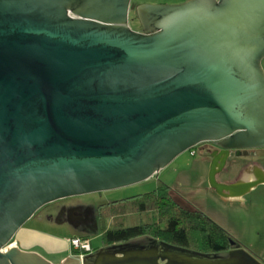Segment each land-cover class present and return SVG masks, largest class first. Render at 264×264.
<instances>
[{"label": "water", "instance_id": "95a60500", "mask_svg": "<svg viewBox=\"0 0 264 264\" xmlns=\"http://www.w3.org/2000/svg\"><path fill=\"white\" fill-rule=\"evenodd\" d=\"M0 0V264H263L238 247L201 255L154 240L54 263L10 244L44 205L148 179L201 142L209 184L230 152L264 155V0L140 4ZM234 243V241H233Z\"/></svg>", "mask_w": 264, "mask_h": 264}, {"label": "rangeland", "instance_id": "374dc122", "mask_svg": "<svg viewBox=\"0 0 264 264\" xmlns=\"http://www.w3.org/2000/svg\"><path fill=\"white\" fill-rule=\"evenodd\" d=\"M186 0H131L129 25L139 30L140 21L134 8L146 4H180ZM264 65V60H263ZM194 149V148H193ZM186 150L180 153L167 166L160 169L146 180L120 188L91 192L62 198L41 207L17 232L14 240L29 250H36L52 262L60 260L66 252L51 254L44 244L36 243L37 237L42 241L58 243L60 248L67 247L71 252V240L78 237L88 242L93 252L102 249V234L107 228H114L116 218L102 217L100 205L114 200L143 194L154 190L159 184L171 187L174 199L188 209H199L218 222L237 241L241 248L253 254L264 264V185L240 198H227L220 195L209 184L210 160L203 155V150ZM194 151V152H192ZM249 161L251 157L242 155ZM255 160L264 166V155H256ZM230 164L222 174L229 179L238 173L230 172ZM230 172V173H229ZM222 176H218L221 178ZM42 214V223H39ZM47 215L49 218H46ZM124 226H132L150 221L146 213L121 215ZM38 229V230H36ZM33 236V237H32ZM100 247V248H99ZM222 252L220 255H226ZM64 258V257H63Z\"/></svg>", "mask_w": 264, "mask_h": 264}, {"label": "trees", "instance_id": "16d2710c", "mask_svg": "<svg viewBox=\"0 0 264 264\" xmlns=\"http://www.w3.org/2000/svg\"><path fill=\"white\" fill-rule=\"evenodd\" d=\"M100 212L102 217L116 218L115 227L103 231L102 248L154 240L169 248L201 255H220L241 247L205 212L188 209L177 202L171 187L165 183L143 194L103 203ZM128 213H146L150 221L124 226L123 221L117 218ZM71 250L80 253L79 250ZM90 251H93L92 247Z\"/></svg>", "mask_w": 264, "mask_h": 264}, {"label": "crops", "instance_id": "0c3cea01", "mask_svg": "<svg viewBox=\"0 0 264 264\" xmlns=\"http://www.w3.org/2000/svg\"><path fill=\"white\" fill-rule=\"evenodd\" d=\"M263 67H264V65H263ZM222 172L219 173V176H222V177L221 178H218V179L221 182L227 181L230 178V176H228L227 173L226 174L225 173L222 174ZM234 172L238 173V175L235 178L230 179V181H237L239 179H242L243 181H246V182L247 181H254V179H255V173L260 172V174H262L264 176V166L262 164H260L258 161H256L254 157H251V159H249L248 162L245 161V158H242L241 164L237 167V169H235ZM230 181L228 180L227 182H230ZM263 185H264V183L257 185L255 188H252L246 194H249L253 190H255L258 187L263 186ZM36 237H37L36 243H38V244H41V243L44 244L47 247L46 249H47V251L49 253H51V254H58V253H60V251H63V252H66L67 255L69 254V252L67 251V247L62 248V245H61V248H60V246H59L58 243L55 244V243H50V242L42 241L43 238L41 239L38 236H36ZM65 256L66 255L62 256L60 258V260L58 259L54 263L60 262L62 260V258L65 257Z\"/></svg>", "mask_w": 264, "mask_h": 264}, {"label": "flooded vegetation", "instance_id": "af4514ba", "mask_svg": "<svg viewBox=\"0 0 264 264\" xmlns=\"http://www.w3.org/2000/svg\"><path fill=\"white\" fill-rule=\"evenodd\" d=\"M136 8V7H135ZM135 8H134V11H135ZM131 9V8H130ZM141 29H142V27H141V25H140V28H139V30L138 31H141ZM197 147H199V148H201L202 150H203V155L208 159V160H211V154H212V152H214V151H220L221 150V148L218 146V144H217V142H215V141H206V142H201V143H199L198 145H196L195 147H194V149L193 150H197ZM192 152H194V151H192ZM256 150H254V149H249L248 150V157H254L255 158V156H256ZM241 156H236L235 154H234V150H232L231 152H230V157H229V159H228V162H227V165H226V167L230 164V167H229V171L231 172L232 171V169H234V171H235V169H237V167L241 164V161H242V158H240ZM226 167H225V169H226ZM224 170V169H223ZM218 176H219V173L217 174V180L218 181H220L219 179H218ZM229 181H230V179H228ZM227 180V181H228ZM227 181H224V183H233V182H236V181H230V182H227ZM221 182V181H220ZM35 215V214H34ZM38 218H39V223H42V214H39L38 216H37ZM46 218H49V216L47 215V217ZM36 230H38V229H36ZM17 235V234H16ZM20 242H17V241H15L14 239L11 241V243L10 244H12V245H17V246H19L21 249H23V250H26V251H32V250H29V249H25V248H23L20 244H19ZM71 249H73V248H71ZM74 250V249H73ZM33 251H35V252H37L36 250H33ZM229 252V251H228ZM227 252V253H228ZM39 253V252H38ZM89 253H93V251H88V252H86V253H84V255H87V254H89ZM41 255H42V253H40ZM68 255H73V256H80L81 255V253H77V252H75V251H72L71 250V252H69V254ZM68 255H66V256H68ZM65 256V257H66ZM63 259V258H62Z\"/></svg>", "mask_w": 264, "mask_h": 264}, {"label": "built area", "instance_id": "2783aa9c", "mask_svg": "<svg viewBox=\"0 0 264 264\" xmlns=\"http://www.w3.org/2000/svg\"><path fill=\"white\" fill-rule=\"evenodd\" d=\"M71 246L74 250H79L81 253V257L84 256V253L91 250V245L88 242H83L79 238H72Z\"/></svg>", "mask_w": 264, "mask_h": 264}]
</instances>
